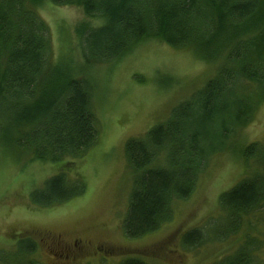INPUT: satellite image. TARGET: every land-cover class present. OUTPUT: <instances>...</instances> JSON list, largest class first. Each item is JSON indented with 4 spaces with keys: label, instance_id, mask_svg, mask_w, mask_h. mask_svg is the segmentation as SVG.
Here are the masks:
<instances>
[{
    "label": "trees",
    "instance_id": "1",
    "mask_svg": "<svg viewBox=\"0 0 264 264\" xmlns=\"http://www.w3.org/2000/svg\"><path fill=\"white\" fill-rule=\"evenodd\" d=\"M40 0H0V118L3 133L30 158L63 162L83 157L98 139L92 87L67 60L50 55L48 24L38 15ZM78 5L103 22L77 27L85 62L117 59L138 40L157 37L173 47H189L216 62L213 75L172 107L164 122L125 141L132 185L123 219L128 237H138L169 220L173 202L190 195L211 154L227 149L238 127L264 101V0H49ZM254 169L218 196L220 226L189 229L182 243L192 247L223 239L243 223L247 230L235 250L217 264H254L264 240V144L242 147ZM84 191L82 178L65 170L30 192L32 203L51 206ZM213 222V221H212ZM35 241L15 242L4 264H35ZM118 264H148L126 257Z\"/></svg>",
    "mask_w": 264,
    "mask_h": 264
},
{
    "label": "rangeland",
    "instance_id": "2",
    "mask_svg": "<svg viewBox=\"0 0 264 264\" xmlns=\"http://www.w3.org/2000/svg\"><path fill=\"white\" fill-rule=\"evenodd\" d=\"M36 11L48 24L53 60H67L74 73L91 84L98 139L81 158L65 164L41 161L30 158L14 135L3 133L0 118V264L1 255L10 254L15 242L26 236L36 244L30 255L35 264H118L126 257L148 264H217L235 250L247 230L255 233V227L243 223L220 240L192 247L182 243L189 229H206L210 223L208 233L215 235L221 222L219 194L254 169L241 151L252 141L264 144V101L236 129L228 148L211 154L194 190L173 202L171 218L152 232L128 237L122 225L132 173L125 141L164 122L173 106L213 75L216 62L202 59L192 48L145 37L117 59L88 63L77 27L98 26L103 18L87 16L78 5L49 0L38 1ZM61 169L69 178H82L84 191L51 206L32 203L30 192ZM258 231L264 233V224ZM256 250L253 263L264 264V240Z\"/></svg>",
    "mask_w": 264,
    "mask_h": 264
}]
</instances>
